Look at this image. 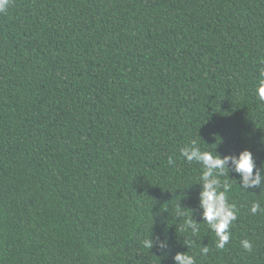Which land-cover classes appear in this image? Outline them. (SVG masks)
I'll return each instance as SVG.
<instances>
[{
	"label": "trees",
	"instance_id": "1",
	"mask_svg": "<svg viewBox=\"0 0 264 264\" xmlns=\"http://www.w3.org/2000/svg\"><path fill=\"white\" fill-rule=\"evenodd\" d=\"M262 70L264 0H9L0 264H264V181L220 177L237 219L219 249L180 154L250 150L264 176Z\"/></svg>",
	"mask_w": 264,
	"mask_h": 264
},
{
	"label": "clouds",
	"instance_id": "2",
	"mask_svg": "<svg viewBox=\"0 0 264 264\" xmlns=\"http://www.w3.org/2000/svg\"><path fill=\"white\" fill-rule=\"evenodd\" d=\"M9 0H0V12H5ZM257 95L264 100V70L259 73ZM180 154L187 162L193 161L203 166V172L200 177L203 191L201 192V207L203 209V219L218 237L215 246L223 249L230 241V225L237 219V210L234 204H229L227 193L231 189V184L227 181H221L220 177L224 175L225 170L229 173V165H234L235 173L242 178L243 186L241 188H255L264 181V176L258 170L254 160L253 153L250 150L242 151L238 156H222L215 152L201 150L198 142L193 139L180 149ZM169 164L174 161L170 157ZM222 189V190H221ZM262 211L261 205L254 202L251 212L256 214ZM186 227H190L193 232L197 231V223L190 219L186 222ZM145 247L153 248L152 238L144 241ZM241 246L251 252L252 243L249 240H242ZM160 247L165 245L161 242ZM208 247L202 248V254H207ZM176 264H195L194 257L188 253H177L175 256Z\"/></svg>",
	"mask_w": 264,
	"mask_h": 264
}]
</instances>
